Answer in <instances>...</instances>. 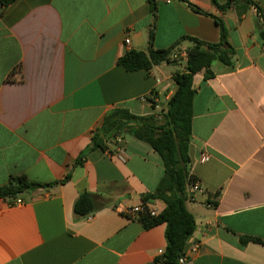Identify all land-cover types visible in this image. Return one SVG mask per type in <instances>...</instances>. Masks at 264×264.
Listing matches in <instances>:
<instances>
[{"label":"crops","instance_id":"1","mask_svg":"<svg viewBox=\"0 0 264 264\" xmlns=\"http://www.w3.org/2000/svg\"><path fill=\"white\" fill-rule=\"evenodd\" d=\"M154 1L156 16L150 0L0 3V187L13 176L51 184L20 205L0 199V264H152L165 251L166 224L145 229L125 212L157 189L160 154L125 136V162L114 142L78 159L110 110L161 112L186 69L179 61L129 72L118 63L126 52L145 51L152 29L159 50L188 51L186 37L219 43L218 21L236 55L194 78L190 172L206 191L187 203L190 239L202 244L187 264H264V0H253L263 16L248 0ZM154 92L153 110L142 98ZM86 192L102 204L78 217ZM245 236L263 243L242 245Z\"/></svg>","mask_w":264,"mask_h":264},{"label":"trees","instance_id":"2","mask_svg":"<svg viewBox=\"0 0 264 264\" xmlns=\"http://www.w3.org/2000/svg\"><path fill=\"white\" fill-rule=\"evenodd\" d=\"M15 1L0 0V3L8 6ZM248 1L254 4L263 16L260 6L253 0ZM150 3L152 13L156 16L157 5L154 0H150ZM230 6L231 3L218 7L225 10ZM192 8L198 13H203L197 7ZM218 23L221 27L219 43L212 44L196 38H184L193 42V46L188 50L186 69L173 76L176 90L161 112L137 115L124 107L110 110L104 116L101 126L94 132L90 146L78 159V164H83L90 151L96 149L106 151L108 149L106 143L114 142L119 136H131L144 141L160 154L164 164V176L155 192L142 196L145 211L135 218L145 229L166 224L167 247L152 264H178L187 248L189 238L196 231V219L187 207L186 196L192 162L190 144L193 131V102L196 94L194 78L202 71L205 72V78L212 77L211 67L215 61L232 66L236 55V50L227 40L223 23L221 21ZM259 32L264 38V30L260 28ZM153 39L154 30L152 29L148 48L145 51L130 50L119 59L118 63L129 72L150 71L163 63H175L170 60V54L176 50L177 46L166 50L155 49ZM156 95L155 92L152 94L154 97ZM149 101L154 110L156 102ZM45 187H51V184L42 185L30 181L26 176H13L7 185L0 187V199L13 203L24 194ZM100 202L96 195L83 193L75 203V213L78 217L89 216L99 209ZM157 203H161L163 208L159 209L156 216H152L149 204ZM251 242L263 243L261 239L255 237L241 238L242 245Z\"/></svg>","mask_w":264,"mask_h":264},{"label":"built area","instance_id":"3","mask_svg":"<svg viewBox=\"0 0 264 264\" xmlns=\"http://www.w3.org/2000/svg\"><path fill=\"white\" fill-rule=\"evenodd\" d=\"M166 1L170 2L171 0H166ZM130 42H131L130 38H126L125 43L129 45ZM187 59H188V51L186 50H180V51L175 50L170 54V60L172 62L183 61L186 63ZM149 100H153L154 102H157L156 98L152 95H150L149 97L142 98V101L151 103V101ZM114 143L116 144V156L119 158V160H121L122 162H125L127 159V152H126V144H125V140L123 136L117 137ZM211 157L212 156L209 152L204 151L201 154L200 162L207 163L211 160ZM189 174H190V178L188 179L187 186H186V196L189 202H193L197 199L198 195L203 194L206 191V189L204 185L202 184V182H200L197 178H193L195 176L191 172H189ZM23 203L24 201L19 198L17 200H14L13 203H11V205L16 206V205H20ZM149 207L151 208L152 216H156L159 213V210L156 209V207L153 206L152 204H149ZM144 211H145V208L142 205V206L132 207L131 209L126 210L125 212L128 216L136 218V216L139 213L144 212ZM190 238L187 243V248L185 249L182 257L179 259L178 264H187L189 261L195 258L201 250L202 244L198 241H192V239ZM162 253L163 252H161V254Z\"/></svg>","mask_w":264,"mask_h":264}]
</instances>
